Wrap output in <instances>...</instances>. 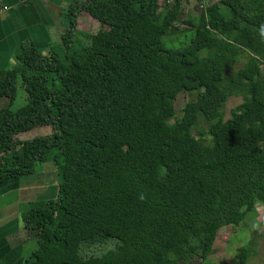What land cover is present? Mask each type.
Segmentation results:
<instances>
[{
	"label": "trees",
	"instance_id": "obj_1",
	"mask_svg": "<svg viewBox=\"0 0 264 264\" xmlns=\"http://www.w3.org/2000/svg\"><path fill=\"white\" fill-rule=\"evenodd\" d=\"M180 12L181 0H73L58 45L26 44L0 71V183L49 162L57 175L56 195L21 215L37 231L25 264L204 262L220 229L259 213L263 225L264 0L209 3L186 21L190 39L166 48ZM83 13L97 32L77 29ZM230 96L241 103L224 120ZM254 255L250 241L233 264Z\"/></svg>",
	"mask_w": 264,
	"mask_h": 264
},
{
	"label": "crops",
	"instance_id": "obj_2",
	"mask_svg": "<svg viewBox=\"0 0 264 264\" xmlns=\"http://www.w3.org/2000/svg\"><path fill=\"white\" fill-rule=\"evenodd\" d=\"M72 1L0 0V71L14 64L24 45L44 49L60 41L67 27L66 10ZM82 15L87 14L77 17L76 27ZM5 103L0 98V107ZM3 156L0 153V163ZM40 166L31 175L0 183V264H25L36 249L37 231L21 215L30 203L52 199L57 192L55 165ZM258 215H249L246 219L254 221Z\"/></svg>",
	"mask_w": 264,
	"mask_h": 264
},
{
	"label": "rangeland",
	"instance_id": "obj_3",
	"mask_svg": "<svg viewBox=\"0 0 264 264\" xmlns=\"http://www.w3.org/2000/svg\"><path fill=\"white\" fill-rule=\"evenodd\" d=\"M218 0H181V12L179 14L175 28L161 38L163 44L166 48H175L184 43H186L192 36V32H189V25L186 24L187 20H194L195 16L198 15L201 9H204L209 3L217 2ZM163 6V0H160ZM161 11V8L159 12ZM78 30L86 33H95L100 29V24L96 20L90 18L88 15H82L80 17ZM54 45L60 43L59 40L52 42ZM242 59L235 64L230 71H234L241 66ZM261 77L264 79V63L261 65ZM196 97L194 92L192 93H181L174 100L175 115L179 117L181 115V109L185 102L192 100ZM8 103L7 100H5ZM13 108L22 106L25 104V93L23 90L18 89V94L14 98ZM241 103V97L230 96L223 103L222 112L223 118L226 120L229 118L231 110ZM92 119L100 122L102 118L98 115V111L94 108L89 107L86 111ZM202 127L205 128L204 125ZM50 127H35L32 130L21 133L19 135L20 139L27 140L37 135H42L49 133ZM116 132H120V129H115ZM195 134V131H192ZM107 157V156H106ZM42 165H54L52 162L45 163ZM40 165L36 166V171L40 169ZM262 217V215L260 216ZM260 219L254 221H248L246 219L238 227L226 226L217 232L215 242L213 244V251L209 254L207 259L202 262L199 258L192 259L187 264H233V257L235 255L236 249L248 245L250 241L253 243V248L255 250V255L251 257L247 264H264V224L260 223ZM264 220V219H263ZM116 240L107 241L105 244L93 246L90 251L87 252L88 255H100L103 252L112 249Z\"/></svg>",
	"mask_w": 264,
	"mask_h": 264
},
{
	"label": "built area",
	"instance_id": "obj_4",
	"mask_svg": "<svg viewBox=\"0 0 264 264\" xmlns=\"http://www.w3.org/2000/svg\"><path fill=\"white\" fill-rule=\"evenodd\" d=\"M1 11V10H0Z\"/></svg>",
	"mask_w": 264,
	"mask_h": 264
}]
</instances>
